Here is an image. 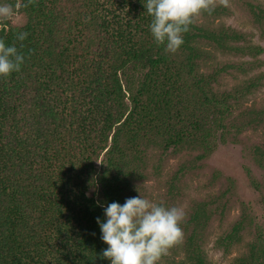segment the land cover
Returning a JSON list of instances; mask_svg holds the SVG:
<instances>
[{
    "label": "trees",
    "instance_id": "1",
    "mask_svg": "<svg viewBox=\"0 0 264 264\" xmlns=\"http://www.w3.org/2000/svg\"><path fill=\"white\" fill-rule=\"evenodd\" d=\"M18 2L25 22L0 27V39L25 57L19 72L0 77V264H109L97 201L106 206L145 197L161 157L199 150L182 172L209 155L217 138L264 124L263 106L240 107L264 74L218 88L224 73L245 75L255 66L222 63L210 50L239 57L257 56L261 48L215 25L222 9L214 4L169 53L152 38L146 0H123L124 16L101 0L11 5ZM20 32L28 33L23 41L16 38ZM254 152L264 168V145ZM187 217L185 262L205 264L206 204L197 203ZM242 224L232 227L226 243L235 242ZM252 249L238 264L255 263Z\"/></svg>",
    "mask_w": 264,
    "mask_h": 264
},
{
    "label": "rangeland",
    "instance_id": "2",
    "mask_svg": "<svg viewBox=\"0 0 264 264\" xmlns=\"http://www.w3.org/2000/svg\"><path fill=\"white\" fill-rule=\"evenodd\" d=\"M12 1L0 0V3L11 4ZM101 1L109 11L126 15L128 7L122 4L121 9L120 5L123 0ZM211 3L222 9L221 14L212 20L215 25L228 27L242 34L244 43L261 48L257 56L236 57L210 47L216 60L222 63L244 61L255 66L245 75L236 71L224 73L218 88L230 89L253 74H264V0H211ZM13 8V17L0 19V27L6 22L17 26L25 22L19 11V2ZM237 44H243V41ZM240 102H243L242 109L264 107V80L261 87ZM216 141V148L193 168L184 167L182 172H178L185 161L197 158L199 150L180 154L182 157H161L155 169L159 171V177L152 175L151 165L144 198L166 207L182 208L185 213L181 224L182 239L161 257L159 264H187L183 243L190 230L185 229L183 223L185 225L188 214L197 203H205L206 212L210 215L200 241L205 264H238L237 259L249 255L253 245V253L256 251L259 255L254 264H264V232L261 231L264 230V168L256 162L258 157L254 152L257 145H264V124L237 135H227L223 142L219 138ZM176 172L179 181H175ZM173 184L176 188H171ZM239 221L243 224L238 238L233 243H226V235Z\"/></svg>",
    "mask_w": 264,
    "mask_h": 264
},
{
    "label": "clouds",
    "instance_id": "3",
    "mask_svg": "<svg viewBox=\"0 0 264 264\" xmlns=\"http://www.w3.org/2000/svg\"><path fill=\"white\" fill-rule=\"evenodd\" d=\"M144 7L152 18L148 27L155 44L175 53L183 45L184 34L194 18L202 11H211L213 5L211 0H146ZM14 14L11 4L0 3V19H11ZM27 35L20 32L16 38L23 41ZM24 62V55L14 44L0 39V77L19 72ZM97 203L103 209V218H96L100 239L107 245L102 256L109 264H158L183 237L182 208L166 207L141 195L126 198L123 204Z\"/></svg>",
    "mask_w": 264,
    "mask_h": 264
}]
</instances>
